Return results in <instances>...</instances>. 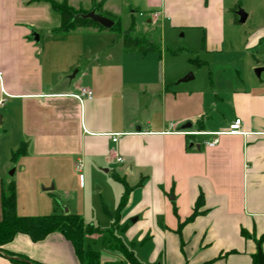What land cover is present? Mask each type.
I'll return each instance as SVG.
<instances>
[{
	"label": "crops",
	"instance_id": "0c3cea01",
	"mask_svg": "<svg viewBox=\"0 0 264 264\" xmlns=\"http://www.w3.org/2000/svg\"><path fill=\"white\" fill-rule=\"evenodd\" d=\"M67 1L77 10L118 19L125 15L132 19V31L141 25L145 33L160 27L170 38L182 31L189 43L211 56L193 62L199 68L216 65L218 79L210 71L209 81L189 82L196 79L194 65L174 64L161 51L106 52L113 27L83 26L53 41L62 18L48 1L0 0V97L6 100L0 124L6 135L15 136L16 150L25 146L15 159L11 149L14 180L0 168V219L4 184H64L77 176L93 178L102 166L114 165L118 171L112 176L131 188L116 227L125 226L130 239L122 241L144 264L147 257L152 264H254L258 243L264 252V71L261 82L249 85L243 78L236 84L233 74L242 72L247 54L264 40L258 18L264 16V0ZM240 8L248 14L245 22H252L249 31L239 26L244 23ZM137 13L145 20L141 25ZM43 32L52 39L51 48L68 51L61 53L67 54L64 67L61 62L60 68L46 67ZM254 60L255 65L248 61L251 68L260 65ZM189 70L193 78L181 81ZM83 87L93 96L81 102L75 94ZM238 117L243 133L226 132ZM216 136L215 146L204 144ZM195 209L199 214L191 218ZM16 210L25 215L18 197ZM242 229L252 238L244 237ZM95 251L106 263L114 253ZM8 252L42 264H84L60 232L40 241L17 234L0 251V264H16Z\"/></svg>",
	"mask_w": 264,
	"mask_h": 264
},
{
	"label": "rangeland",
	"instance_id": "374dc122",
	"mask_svg": "<svg viewBox=\"0 0 264 264\" xmlns=\"http://www.w3.org/2000/svg\"><path fill=\"white\" fill-rule=\"evenodd\" d=\"M127 11H129V9H127ZM135 17L138 24H140V22L142 21L145 22L144 18H142V16H139L138 13ZM258 18H261L260 22L264 25V16L263 18L258 16ZM113 20L115 21V23H117L116 27L111 29V33L108 35V40L105 41V43L108 42V47L105 45V48H107L106 52H125L123 49V38L125 32H129L133 36H140L145 34L161 45L162 49L160 51L164 52V54L167 55V60H173L174 64L177 65L179 63H183L186 66L194 65L192 67L194 69V72L196 73V79L190 80L189 82L209 81L212 77L210 71H213L214 73L212 72V75H214L218 79L216 70L218 67L216 65H205L199 68L200 66L196 65L193 62V60L197 58L210 61L209 57L211 56H208L207 52L201 50V46L196 47L197 44H195L194 42L189 43L188 38L182 36V31L178 32L175 37L173 36V38H170L168 35L164 37L160 27L152 29L151 31L149 30L145 33L142 32L144 26L140 24V29H136L133 31L132 29L128 30L129 26L132 23L130 22L132 19L126 18L125 15H123L120 19L115 17ZM239 26L244 29V31H249L252 29V22L251 20H249L244 23H240ZM68 34V32L54 33L53 41L57 39L61 40ZM50 41H52V39L50 40L49 38H47V34L43 32L41 45H45L43 58L46 67L57 65V67L60 68V62L64 67L63 59L67 58V54L64 53L61 56V53L68 51L61 50L59 48H51V45L49 44ZM80 43V41H77V44ZM172 52H175L176 54L172 55ZM236 52L245 51H243V49L241 48H236ZM57 55H59L60 60L55 57ZM247 56L249 57L245 59L246 63L244 62L245 65L242 68V72L238 74V76L233 74V81H235L236 84L242 83L241 81H239L241 78L246 81V85L261 82V79L256 75L254 71L256 67L251 68L248 61L249 59L252 60L253 65H255V58L260 61L259 66H264V40L260 48L251 50V53L247 54ZM124 58L128 59V55H125ZM127 59H125V61H127ZM242 59L243 56L240 60ZM125 66H128L126 62ZM187 73H193V71L189 70V72ZM262 79L264 80V72ZM4 128L5 126L0 124V168L2 167L3 169H6V179L12 178L11 180H14L16 175L14 170L16 161H11L10 158L12 155V147L15 150L17 149L16 146L14 147V143H16V140L14 138L15 136L13 137L11 132L6 135L3 131ZM105 169H109L110 172H107ZM114 169L118 171V168H116V166L114 165H104L99 169L98 175L94 176L93 178H89L86 176V178L80 180L77 176L66 180L64 184H61V182H57L55 184L52 180H46L45 182L30 181V183L24 182V185H16V198L18 197L20 212L27 216H39L48 215L54 212H65V208H69L72 211L71 213H78L85 219L87 223H93L96 227L103 231L100 233L97 231H92V233L86 236L87 238L85 239L89 243L88 245L86 244L87 254L84 257V264H129L125 261L123 255L120 252V244L117 238L112 237L111 235L105 236L106 232L107 234H109L108 230H112L116 236H119L121 239L127 242L128 239H130L129 234L125 230H123L125 228L124 225L120 226L119 224V226H115V228H113V223L117 219L116 216L118 214V208L124 189L123 185L112 176ZM139 181L140 179L137 178L136 183H138ZM5 185L7 186L8 184ZM124 212H122L121 218L125 215ZM132 218H127L126 222L128 224H131L130 221L132 220ZM156 219L159 222L162 218L157 217ZM90 236H93V238H91ZM134 239L137 240V237ZM92 250L100 251L101 255H105L106 253L111 252H114L115 254L112 253V256L108 257V259H110V262L106 263L101 262L98 254L94 256L89 255V252ZM8 253H10V255L13 254L11 252ZM16 255H20L36 263H40L24 254ZM118 256H120L121 259H119ZM149 260L150 258L148 259V257L145 259L146 264H152ZM160 260L162 259L160 258ZM158 262L159 261H157V264Z\"/></svg>",
	"mask_w": 264,
	"mask_h": 264
},
{
	"label": "trees",
	"instance_id": "16d2710c",
	"mask_svg": "<svg viewBox=\"0 0 264 264\" xmlns=\"http://www.w3.org/2000/svg\"><path fill=\"white\" fill-rule=\"evenodd\" d=\"M45 1H48L51 4L52 8L61 15V32L67 33L83 26H97L103 28L101 24L93 21L92 19L81 17V14L87 13L88 11L75 9L68 3L67 0H63L60 2L57 0ZM105 15L111 18L116 17L110 13H105ZM115 27L116 23L114 24L113 28ZM131 29H133V24L130 27V30ZM123 44L125 50L129 52L137 51L141 53H148L159 52L161 50V45L145 34L140 36H133L129 32H125ZM23 153H25V146H22L15 152H13V158L15 159ZM115 178L124 185L125 192L121 197L118 214L116 216L117 219L113 223V228H115V226L117 225L119 215L126 205L131 189L129 185L118 175L115 174ZM202 202V197H200V199L198 200V205ZM1 204L2 217L0 219V251H4V245L12 241L14 237L19 233L28 234L34 241H40L45 239L51 233L60 232L64 234L65 237L73 244L78 258L80 259L81 263H84V257L87 254V246L85 243L86 236L92 233V231H97L99 233L103 232L93 223H87L85 219L77 213L54 212L48 215L39 216L18 215L16 210V184L14 181L9 182L7 186L5 184L2 185ZM198 214V209H195L191 218H194ZM181 225L178 229L179 234L181 233ZM108 233L109 234H107L106 232L105 236L111 235L112 237L117 238L120 244V252L127 263L144 264L122 241V239L114 234L112 230H108ZM241 233L246 238H252V235L244 229H242ZM261 239L258 240V242H261ZM89 253V255L91 256L97 254L100 255L94 250L90 251ZM9 257L12 262L16 264H42L36 263L20 255L11 254V256ZM254 264H258L257 254L254 255Z\"/></svg>",
	"mask_w": 264,
	"mask_h": 264
},
{
	"label": "built area",
	"instance_id": "2783aa9c",
	"mask_svg": "<svg viewBox=\"0 0 264 264\" xmlns=\"http://www.w3.org/2000/svg\"><path fill=\"white\" fill-rule=\"evenodd\" d=\"M2 73L0 72V75ZM93 96V91L89 88H86V87H83L81 88L80 92L78 94H75V97L78 98L81 102H83L86 98H92ZM5 98L4 97H0V107H2L4 104H5ZM242 124H243V121L241 118H236L229 126V129L228 133H243V130H242ZM184 132L185 134H189V135H194V134H207L209 132H194V131H189V130H184L182 131ZM222 132H218V133H215L216 135H220ZM118 139V136H114L113 137V141H117ZM219 142V137L216 136L214 139L212 140H205L204 141V144L208 147H213L215 146L217 143ZM112 157L115 158V160L118 162V163H122L123 162V158L116 152V151H113L112 152ZM79 171H81L82 169V164L79 163L77 165Z\"/></svg>",
	"mask_w": 264,
	"mask_h": 264
},
{
	"label": "water",
	"instance_id": "95a60500",
	"mask_svg": "<svg viewBox=\"0 0 264 264\" xmlns=\"http://www.w3.org/2000/svg\"><path fill=\"white\" fill-rule=\"evenodd\" d=\"M238 15L240 16V22H245L248 14L246 13V11L242 8H240L238 11H237ZM81 17L83 18H90L92 19L93 21L101 24L103 27H106V28H112L115 24V21L107 16H104L102 14H99L97 13L95 10H91V11H88L87 13H83L81 14ZM36 36V39H39V36L38 34H35ZM255 73L256 75L261 78V75H262V72L264 71V66H258L255 68ZM193 78V74L192 73H189L188 75H186L185 77H183L181 79V81H188L189 79ZM1 116H0V122H1ZM187 126H190V123L189 124H186L184 127H187ZM127 170H130V168H127ZM65 212L68 213L69 210L68 208H65ZM257 256H258V264H264V252L262 250V247H261V244L258 243L257 244Z\"/></svg>",
	"mask_w": 264,
	"mask_h": 264
}]
</instances>
